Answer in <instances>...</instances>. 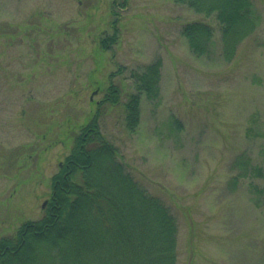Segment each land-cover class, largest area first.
Wrapping results in <instances>:
<instances>
[{
  "label": "rangeland",
  "instance_id": "obj_1",
  "mask_svg": "<svg viewBox=\"0 0 264 264\" xmlns=\"http://www.w3.org/2000/svg\"><path fill=\"white\" fill-rule=\"evenodd\" d=\"M252 2L255 30L226 60L216 18L176 0H0V239L43 217L99 112L127 171L176 218L177 264H264V0ZM194 21L214 30L201 57L182 34ZM157 59L159 96L141 93L131 132L133 76Z\"/></svg>",
  "mask_w": 264,
  "mask_h": 264
},
{
  "label": "trees",
  "instance_id": "obj_2",
  "mask_svg": "<svg viewBox=\"0 0 264 264\" xmlns=\"http://www.w3.org/2000/svg\"><path fill=\"white\" fill-rule=\"evenodd\" d=\"M221 26L223 57L232 60L255 30L252 0H176ZM116 31V22H114ZM182 34L198 57L210 52L213 27L184 25ZM116 36L104 40L109 48ZM162 60L134 77L138 94L127 102L126 126L137 131L141 93H160ZM112 84L104 101L117 105ZM100 113L80 128L71 152L52 177V192L38 220L0 239V264H177L179 226L170 208L149 194L120 160L118 147L102 133Z\"/></svg>",
  "mask_w": 264,
  "mask_h": 264
},
{
  "label": "water",
  "instance_id": "obj_3",
  "mask_svg": "<svg viewBox=\"0 0 264 264\" xmlns=\"http://www.w3.org/2000/svg\"><path fill=\"white\" fill-rule=\"evenodd\" d=\"M47 205V202L44 203L43 207H45Z\"/></svg>",
  "mask_w": 264,
  "mask_h": 264
}]
</instances>
